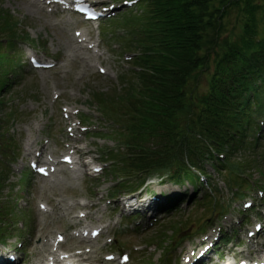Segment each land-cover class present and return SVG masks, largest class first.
I'll use <instances>...</instances> for the list:
<instances>
[{
  "label": "rangeland",
  "instance_id": "1",
  "mask_svg": "<svg viewBox=\"0 0 264 264\" xmlns=\"http://www.w3.org/2000/svg\"><path fill=\"white\" fill-rule=\"evenodd\" d=\"M30 7L31 5L28 0H0V39H3L0 41L1 59L3 58L0 65L3 70V72L0 70V154H3L6 160H10V157L11 159L13 157L12 152H16L17 145H19L18 159L11 162L14 166L20 163L24 156L23 148L31 139L29 138V134L34 137L37 136L34 130L41 126L51 127L54 131L56 126L61 122L59 116L54 114V109L52 110L49 106V97L52 89L62 90L64 97L74 107L83 108L85 111H89L92 116L104 114L108 117H105L106 121L109 122L108 119L117 121L118 118L115 115H110L108 112L115 114V112L121 113L122 111L123 114L124 110L121 109L120 111L118 105H122L123 103L122 95L130 85L136 84L139 81L138 75H131L128 72L129 70H133V63L129 64L128 70L120 67L123 56L135 55L137 52L140 54L141 48H138L136 43L132 51H124L126 54L123 53L121 47L119 52H111L108 57L103 59L105 65H108L114 76L112 81L107 77L99 76L94 69H89L84 65L81 66L79 62L73 61L74 57L69 54L71 50L68 47L69 40L66 37L64 24L60 18L46 16L35 6L33 9ZM138 10L140 9L134 10L137 12L133 14H136V16L142 14L141 12L138 13ZM243 11L242 6H233L223 18V24H221L223 31L219 37L221 46L226 45V43L236 46L242 42L241 27L246 19ZM6 14L9 16H6ZM131 15L122 19L119 18L118 24L114 25L116 20L114 23L106 26V28L115 30L126 26L123 23L125 20H129V18H133ZM255 17L257 25L263 29L264 23L259 19V13H255ZM120 32L123 33L122 31ZM17 35L20 38L16 43L14 42L15 48L8 45L11 37ZM134 38L135 35L131 34V36L124 40H113L109 43L125 44L126 47L127 43ZM228 38H232V40H228ZM92 39L96 41L98 36L94 35ZM24 43L31 44L48 57L55 58L59 62L58 68L54 71L34 73L32 75H24L16 66H13L15 67L13 68L12 62H16V65L25 64L22 46ZM138 69L140 70V68ZM208 78L209 76H204L199 80L200 93L207 91ZM3 81H7V84L3 85L2 89ZM1 89L4 91H1ZM69 91L76 93L75 99L68 98ZM120 96L122 98L118 99L117 97ZM256 107L257 105L254 103L252 110L255 111ZM32 109L34 110L31 111ZM12 119L15 123L11 122ZM7 132L12 135L8 140L5 138V133ZM33 136L32 138H34ZM59 137V135L56 136V138ZM254 139L253 135L248 137L246 139V151L243 149L237 151L229 160L230 163L245 166L246 170L250 173V178L254 181L259 179L260 183H264V137L260 138L261 143L258 146L254 142ZM97 141L98 144L94 149H100L101 147L106 149L107 147H114L115 144L111 141ZM120 166L121 163L118 160L116 166L108 172L114 171ZM6 172L0 168V183H2L0 185V249L12 250L22 242L24 243L22 256L25 261L31 264H38L41 260V254L37 250L40 249L41 237L50 234L56 228V224H54L51 218L39 214L38 205L40 202L51 200L53 193L47 191L41 182L22 181L21 177L15 175L12 171L11 174ZM163 172L150 171L146 174L147 182L143 188L136 189L141 179L135 176L131 177L124 184V186L129 185L133 190L136 189L132 190L133 192L145 190L146 196L150 197L165 196L170 198L175 195H184L185 198L184 203L180 206L181 210L179 213L170 220L160 223L153 230L145 234L136 232L119 239L122 247H129L131 245L149 246L144 253L134 255L132 264H138L140 259L145 261H141L140 264H146V261L152 264H159L158 259L165 256V253L159 250L160 245H163L165 242L164 247L167 250V246L169 249L173 248L171 244L173 240H177V238H181L182 236L185 238L184 242L193 240L197 236L200 237L203 233V230H199L202 224L214 216L215 211L212 209L214 207L212 201L216 200V207L222 208L230 204L234 199L231 195L230 187L235 185V183L229 184V172H225L221 176L216 171V173H211L214 179L212 183L214 184L212 185L210 198L207 197L204 202H198L197 200L192 202V200L190 205H188V202L193 198L191 193L192 185L179 184L175 186L168 184L167 180L162 181L158 177ZM123 177L118 176L112 179L104 174L94 181H86L73 189L66 188L64 191L55 189L54 194L66 198L94 200L97 194L103 193L101 191L110 190L114 182L123 181ZM126 194L130 193H124V195ZM115 217L113 214H110V221L116 219ZM171 220H173L172 224L170 223ZM182 223L188 226V228L183 229L184 231L180 230L178 233L176 228L171 229L175 224L182 227ZM242 232L244 233L242 230H236L235 233L241 235ZM164 236L166 238L160 244V241L157 240L160 237L164 238ZM156 242H159L160 245ZM183 244L182 242H178L176 247H182ZM98 246H101V242ZM231 247L232 245H229L221 252L225 257L224 260H230L234 256V253H238L237 250L229 252ZM113 250H115L114 247L107 252ZM152 259L155 261L152 262Z\"/></svg>",
  "mask_w": 264,
  "mask_h": 264
},
{
  "label": "trees",
  "instance_id": "2",
  "mask_svg": "<svg viewBox=\"0 0 264 264\" xmlns=\"http://www.w3.org/2000/svg\"><path fill=\"white\" fill-rule=\"evenodd\" d=\"M233 6L244 9L242 42L221 46V24ZM140 12L124 21L135 35L129 49L136 43L142 52L136 63L140 70L133 73L139 81L126 89L123 98L117 97L122 98L118 105L124 112H115L121 126L110 136L130 158L120 150V155L114 153L111 158L123 161L109 175L143 174L142 185L150 171H164L158 176L181 181L187 170L185 159L203 158L208 143L223 142L220 136L237 126L243 131L240 150L246 151L247 89L260 82L264 96V83L257 78H264V28L255 17L259 13L264 23V0H145ZM17 36L8 45L14 47L11 41ZM13 66L20 68L16 62ZM204 76H209L207 91L200 93L199 80ZM6 84L2 82V89ZM239 166L227 162L220 174L237 171ZM0 168L6 172L1 160ZM125 188L133 190L129 185Z\"/></svg>",
  "mask_w": 264,
  "mask_h": 264
},
{
  "label": "bare ground",
  "instance_id": "3",
  "mask_svg": "<svg viewBox=\"0 0 264 264\" xmlns=\"http://www.w3.org/2000/svg\"><path fill=\"white\" fill-rule=\"evenodd\" d=\"M30 8H31V9H33V8H34V6H31ZM61 188L63 189V187H61Z\"/></svg>",
  "mask_w": 264,
  "mask_h": 264
},
{
  "label": "snow or ice",
  "instance_id": "4",
  "mask_svg": "<svg viewBox=\"0 0 264 264\" xmlns=\"http://www.w3.org/2000/svg\"><path fill=\"white\" fill-rule=\"evenodd\" d=\"M41 171H43V169H41ZM126 259V258H125Z\"/></svg>",
  "mask_w": 264,
  "mask_h": 264
}]
</instances>
